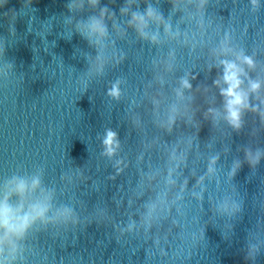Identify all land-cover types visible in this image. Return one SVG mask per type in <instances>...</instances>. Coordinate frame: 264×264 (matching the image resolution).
Listing matches in <instances>:
<instances>
[{
	"label": "water",
	"instance_id": "water-1",
	"mask_svg": "<svg viewBox=\"0 0 264 264\" xmlns=\"http://www.w3.org/2000/svg\"><path fill=\"white\" fill-rule=\"evenodd\" d=\"M124 2L101 0L100 6L107 5L123 23L119 9ZM67 3L7 0L0 6V182L18 169L31 173L42 166L44 183L55 186L58 201L73 206L80 219L73 228L32 234L23 264H264V158L253 169L244 156L246 148L264 149V127L252 113L239 132L223 119L204 118L208 108L222 109L213 86L217 70L208 71L214 62L209 50L224 30L231 29L235 42L250 54L264 41V8L254 14L249 0H211L206 13L210 26L195 47L169 43L157 49L131 30L121 40L109 21L112 35L104 49V75L93 76L85 90L84 73L97 51L75 32V23L94 13L87 7L68 12ZM146 6L139 0L140 11ZM160 7L167 17L170 4L160 0ZM179 16L172 22L191 31L193 26ZM172 48L174 72L153 68L152 59L165 57ZM114 50L125 54L120 64L112 60ZM258 63L264 65V51ZM157 73L163 84L154 79ZM189 73L196 77L191 92H185L195 97L190 102L194 122L178 120L168 133L158 122L169 105L189 103L178 101L174 92L179 78ZM253 75L264 77V68ZM119 77L125 80L124 94L115 101L107 90ZM153 98L159 99L158 106ZM109 128L121 143L111 159L102 155V138ZM177 145L186 152V164L175 174L179 183L188 182L183 199L151 234L121 236L114 225L123 227L139 210L142 201L136 192L143 172L162 168L165 154ZM213 156L218 157L216 173L209 179L206 166ZM118 159L124 161L119 175ZM236 160L242 166L232 176ZM201 176L205 180L197 184ZM178 192L179 187L173 188L170 199ZM225 200L238 204L239 210L222 211ZM251 245L259 249L254 262L244 259Z\"/></svg>",
	"mask_w": 264,
	"mask_h": 264
},
{
	"label": "clouds",
	"instance_id": "clouds-1",
	"mask_svg": "<svg viewBox=\"0 0 264 264\" xmlns=\"http://www.w3.org/2000/svg\"><path fill=\"white\" fill-rule=\"evenodd\" d=\"M6 2L7 0H0V6ZM167 2L171 7L168 16L165 17L160 7V0H145L147 6L143 11L139 10V0H125L119 9V15L123 18L121 23L112 9L107 5L100 6L101 0H68L65 5L68 12H83L87 7L94 13L75 23V32L97 51L94 61H90L89 68L84 73L85 90L93 76L104 75L107 63L104 49L112 35L109 21L117 38L125 39L128 31L131 30L138 40L157 49L169 43L195 47L197 43L203 42L207 28L210 26L209 16L206 13L211 0H167ZM249 6L250 11L255 14L264 8V3L262 0H249ZM97 9L98 13L95 12ZM177 13L180 14L181 22L193 26L191 31L183 30L172 22V17ZM262 51H264V41L255 45L249 54L246 47L235 42L233 30L222 32L214 47L209 50L214 62L208 66L209 72L213 68L217 70L213 86L222 98V109L208 108L205 119L209 116L213 122L223 119L230 128L239 132L245 125L246 115L252 113L259 118L261 126L264 127V77L253 75L264 68V65L258 63ZM84 58L88 60L89 54L85 53ZM124 59L125 54L122 51L119 53L113 51L112 60L115 64H120ZM151 65L155 69L162 66L165 73H173L176 67L175 49H170L165 57H154ZM195 78L190 73L179 78L178 86L174 89L175 96L178 101L187 100L189 103L184 104L183 107L178 103L169 105L164 118L158 122L159 128L171 133L178 120H183L189 125L193 124L195 110L190 102L195 97H186L185 92H191L193 88L191 80ZM154 79L161 84L164 83L163 76L159 73ZM124 83L123 78H117L108 88L107 95L112 100L119 101L124 94L121 87ZM197 90L200 91L199 88ZM203 91L207 92V87H204ZM152 103L158 106L160 101L153 98ZM194 126L199 130V125ZM191 144L192 140L189 138L187 140L189 149ZM102 146V155L109 159L115 157L121 147L117 132L110 128L106 129ZM244 156L249 167L254 169L264 158V149L246 148ZM165 157L162 168H149L143 172L137 183L136 192V199L142 201L139 210L123 227L114 225L121 236L141 232L144 235L151 234L154 227L157 228L168 219L177 201L183 199V193L188 189V182L185 180L182 184L179 183L175 174L182 165L186 164V152L180 150L178 145L172 146ZM217 160L218 157L213 156L207 163L206 176L209 179L216 173ZM122 164H124L123 160H116L117 175L124 171V167H120ZM241 166V161H234L230 175L234 176ZM44 174L45 169L42 166L36 167L31 173L26 171L21 173L18 169L0 182V264H23L25 253L28 251L26 241L34 233L49 228L69 229L80 224L74 207L59 202L56 187L44 183ZM66 177L67 173L61 176V180ZM204 180L205 176H201L197 184L203 183ZM175 187H179V192L174 199H170ZM193 195L198 199L202 198L201 193L194 192ZM220 209L224 212H236L239 210V205L225 200L220 205ZM258 253L259 249L251 245L244 256L245 261L254 262Z\"/></svg>",
	"mask_w": 264,
	"mask_h": 264
}]
</instances>
